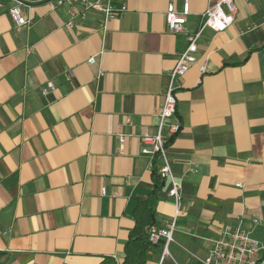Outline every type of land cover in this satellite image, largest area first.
Listing matches in <instances>:
<instances>
[{
	"label": "crops",
	"instance_id": "crops-1",
	"mask_svg": "<svg viewBox=\"0 0 264 264\" xmlns=\"http://www.w3.org/2000/svg\"><path fill=\"white\" fill-rule=\"evenodd\" d=\"M183 1L115 0L127 11L103 31L93 12L68 28L66 6L22 7L30 25L20 29L0 10V264L123 261L133 212L152 189L140 136L156 133L186 46L164 12ZM215 2L188 0V33ZM234 4L233 24L202 32L197 63L177 81L180 131L166 153L179 205L163 179L152 225L176 219L173 242L162 262L151 245L146 264H195L224 226L264 245V0ZM253 220L263 225L251 229Z\"/></svg>",
	"mask_w": 264,
	"mask_h": 264
},
{
	"label": "built area",
	"instance_id": "built-area-1",
	"mask_svg": "<svg viewBox=\"0 0 264 264\" xmlns=\"http://www.w3.org/2000/svg\"><path fill=\"white\" fill-rule=\"evenodd\" d=\"M35 4H44L49 9L66 6L69 8V21L67 27L71 28L76 19L84 20L90 13H99L102 16L100 30L106 29L107 24L127 11L125 5H117L115 0H0V10L6 9L11 23L15 29L30 25V21L22 16V7ZM234 0H216L214 5L201 14V23L193 33L185 30L186 16L189 14L188 0H184L181 11H176L172 3L166 6L164 20L166 29L173 35L184 34L186 46L178 55L173 69L167 75V82L163 89V103L156 113L158 120L154 135L143 134L140 136L142 143L141 154L149 157L151 162L160 161L158 171L162 179L170 181L168 197L173 199L175 206L179 205L180 185L175 181L168 166L166 153L167 140L180 131V125L175 120L177 100L175 92L178 88L177 81L181 79L189 69L197 63V45L202 32L209 29L215 33L223 32L234 21ZM90 65L96 63V57L88 59ZM203 74L205 69L199 67ZM53 84L47 82L41 89L45 96L51 90ZM126 122H129L126 120ZM120 143L125 141V136H119ZM105 195V191L101 192ZM176 219H173L165 228L150 226L147 229L148 241L151 245H160L162 262L169 257L168 246L173 242ZM263 225L259 220H253L251 229ZM251 231L242 225L237 227H221L207 254L196 260L195 264H264V245L252 238ZM114 264H121L120 260L113 256Z\"/></svg>",
	"mask_w": 264,
	"mask_h": 264
},
{
	"label": "trees",
	"instance_id": "trees-1",
	"mask_svg": "<svg viewBox=\"0 0 264 264\" xmlns=\"http://www.w3.org/2000/svg\"><path fill=\"white\" fill-rule=\"evenodd\" d=\"M151 181L152 189L147 198L139 202L133 212L134 227L130 230L124 245V258L121 264H146L149 260L151 244L148 241L147 229L155 223L158 194L163 188V179L158 173L155 162H152ZM102 264H114V262L109 258Z\"/></svg>",
	"mask_w": 264,
	"mask_h": 264
}]
</instances>
